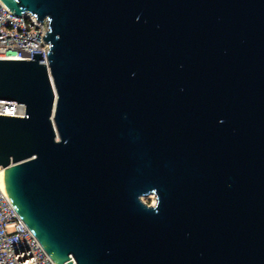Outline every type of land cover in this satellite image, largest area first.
<instances>
[{
	"label": "water",
	"instance_id": "95a60500",
	"mask_svg": "<svg viewBox=\"0 0 264 264\" xmlns=\"http://www.w3.org/2000/svg\"><path fill=\"white\" fill-rule=\"evenodd\" d=\"M1 1L50 25L0 60V168L51 260L264 264V0Z\"/></svg>",
	"mask_w": 264,
	"mask_h": 264
},
{
	"label": "built area",
	"instance_id": "2783aa9c",
	"mask_svg": "<svg viewBox=\"0 0 264 264\" xmlns=\"http://www.w3.org/2000/svg\"><path fill=\"white\" fill-rule=\"evenodd\" d=\"M49 20H37L30 13L15 16L0 0V60H34L42 53L48 65ZM0 115L25 117L24 105L0 101ZM1 169V168H0ZM0 264H55L12 206L4 181L0 179Z\"/></svg>",
	"mask_w": 264,
	"mask_h": 264
},
{
	"label": "rangeland",
	"instance_id": "374dc122",
	"mask_svg": "<svg viewBox=\"0 0 264 264\" xmlns=\"http://www.w3.org/2000/svg\"><path fill=\"white\" fill-rule=\"evenodd\" d=\"M144 203H146L149 206H155L157 204V197L154 194H151L147 197L142 198Z\"/></svg>",
	"mask_w": 264,
	"mask_h": 264
},
{
	"label": "bare ground",
	"instance_id": "6f19581e",
	"mask_svg": "<svg viewBox=\"0 0 264 264\" xmlns=\"http://www.w3.org/2000/svg\"><path fill=\"white\" fill-rule=\"evenodd\" d=\"M4 175H5V171L3 169H0V179L2 181H4Z\"/></svg>",
	"mask_w": 264,
	"mask_h": 264
}]
</instances>
